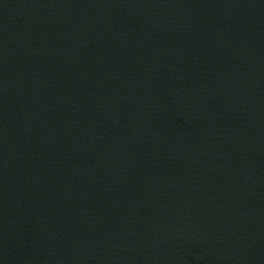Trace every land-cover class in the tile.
<instances>
[{"label":"water","instance_id":"1","mask_svg":"<svg viewBox=\"0 0 264 264\" xmlns=\"http://www.w3.org/2000/svg\"><path fill=\"white\" fill-rule=\"evenodd\" d=\"M0 264H264V0H0Z\"/></svg>","mask_w":264,"mask_h":264}]
</instances>
